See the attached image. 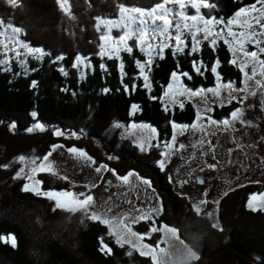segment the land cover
Listing matches in <instances>:
<instances>
[{"label":"trees","instance_id":"obj_1","mask_svg":"<svg viewBox=\"0 0 264 264\" xmlns=\"http://www.w3.org/2000/svg\"><path fill=\"white\" fill-rule=\"evenodd\" d=\"M159 2L69 0L71 18L57 0H21L16 8L0 0L4 29H20L16 39L23 46L46 53L29 55L26 66L18 59L11 60L8 67L0 65V166L8 165L0 167V237L14 235L17 241L13 247L0 239V264H151L149 258L134 251L132 256L126 255L129 246L120 247L106 226L85 218L82 212L53 211L55 205L42 195L22 191L23 181L13 178L20 169L18 158H43L56 144L86 151L96 163H107L121 177L132 172L153 184L163 183L168 198L164 197V214L154 220L155 225L178 229L180 238L200 257L191 264H264V210L247 208L250 196L262 189L259 185L241 186L224 197L218 212L220 228L216 229L199 219L185 198L173 193L157 167L159 154L139 153L120 131L130 125H147L168 136L173 123H194L196 111L190 103L173 111L163 105L174 72L192 77H182L189 88L207 89L216 87V73L211 71L215 67L223 83L231 81L236 88L244 87L242 72L231 63L233 55L221 39L214 46L201 43L196 53L191 52L189 40L179 53L166 49L152 61L148 88L137 66V61L143 63L147 58L135 42L130 44L133 51L122 55L123 71L115 58L102 57L105 44L101 36L106 35V28L98 30L101 18L117 22L121 5L148 10ZM208 2L216 7L201 10L206 18L227 22L256 0ZM187 12L195 14L190 8ZM77 59L91 63L87 70L91 72L83 79L74 69ZM193 61L200 62L202 75L195 72ZM236 105L238 100L221 106L224 108L213 105L208 116L219 120ZM55 129L64 135L57 136ZM38 179L45 191L66 188L65 184H53L44 174ZM152 224L149 221L133 229L148 233ZM101 240L112 249L111 254L101 251ZM158 240L160 234H154L146 243L155 245Z\"/></svg>","mask_w":264,"mask_h":264},{"label":"snow or ice","instance_id":"obj_2","mask_svg":"<svg viewBox=\"0 0 264 264\" xmlns=\"http://www.w3.org/2000/svg\"><path fill=\"white\" fill-rule=\"evenodd\" d=\"M6 3L13 8L19 7L21 0H6ZM58 6L61 10L71 18V4L69 0H57ZM168 5H173L169 7ZM259 5V7H258ZM214 3H209L208 0H160L159 3L154 5L148 10L141 9L139 7H133L129 9L121 5L119 7V13L121 14V22H111L104 21L102 18L97 24L98 30L103 26L107 29L108 32L112 28H122L124 29L123 35L118 38H110L107 35L101 36V40H114V46L102 45V56H107L109 59L113 57L118 58V53L120 51H125L131 53L133 47L129 46L127 41L129 39L135 38L141 52H144L147 55V60L143 63L137 61V66L139 69V75L143 77L144 86L146 88L150 87L149 83V73L151 71L153 57H160L166 48L174 49V54L179 53L187 47V39L190 37L192 46L191 52L196 53L198 51V45L202 41H209L213 46L216 44V38H222L226 44H229L230 47H234V58L231 63L236 64L244 77V87L236 88L234 82L223 83L221 81V76L217 72V69L213 67L211 71L216 73L217 86L210 87L207 89L199 88L192 90L187 85L182 82L181 77H187L191 80L192 77L186 73H172V83L168 85V90L164 93V96L168 98L166 110H168L169 105L178 104L181 108L184 107L185 101H191L193 99L197 100V103H203L207 105L208 94H211L212 97L216 98L220 106H224L226 103L231 104L234 100H237V97L233 95V92H242L246 93L244 97L240 98L239 102H242L247 98V95H256L257 91L264 89V59H261V56L264 55V0H256L255 3L250 6L239 9L234 18L229 19L227 22L223 18L217 19L215 17L206 18V14L201 12V9L215 8ZM188 8L194 9L195 14L189 15L187 12ZM123 21H127L124 23ZM4 22L0 20V35L5 36L8 39V42L5 43L0 41V65L7 66L11 62L9 57V52L15 57H20L21 53L16 51L11 44L15 41V37L20 33V29L9 26L6 30L3 27ZM135 25V27H132ZM217 25H224V27L219 28L218 31H213V28ZM237 30H233V29ZM201 37L197 39V37ZM246 45H251L255 50L248 51L245 47ZM28 54H39L41 56L45 55L42 49L28 48ZM218 63V61H217ZM87 67V65H84ZM103 67V65L101 66ZM193 67L197 74H203L201 72V65L199 61H193ZM251 68V71L246 69ZM121 70L123 71V64L120 65ZM260 76L261 79H256L257 76ZM248 81L254 82V87L249 88ZM222 93L224 95L222 96ZM184 98V99H179ZM156 99V97H153ZM211 107L198 108L197 116L198 119L193 124L189 125H177L173 123V128L178 129V134H183L186 131H191L194 133H201L202 135L198 138L199 145H204L205 143L211 145V141H206V136L208 134V127L205 126L202 121L207 118L208 125L216 126L222 128L225 131L230 129L234 130V124L236 121H239L241 124H244L245 121L243 117V109L236 108L229 114V117L224 118L223 120L217 121L212 119L211 116L206 117V113L212 112ZM35 116V113L32 114ZM15 127V125H13ZM36 128L43 130V126L40 124L35 125ZM33 129L29 128L28 131ZM151 135L148 139H156V129L151 128ZM57 136H63L62 131L57 130L55 133ZM176 134L171 138V142H164L163 145L155 144L152 145L147 141L139 144L141 150H145L146 144L148 147H161L163 146L166 149H172L176 147L175 139ZM72 135H75L73 133ZM63 145H52V151L57 148H63ZM180 149H183L185 146L183 144L178 146ZM68 153L73 154L76 159H86L92 164H95L96 161L87 154L86 151L78 149L73 146L67 149ZM52 152L41 157L30 158V163L33 165L29 169V172L22 176L25 169L21 168L13 177L14 179H26L27 181H33L34 174L38 172L51 171L53 169L52 162L49 161V157ZM165 158L168 155V152L161 153ZM113 157H109L112 159ZM21 162L25 160V157L21 156L18 158ZM41 161L37 164V161ZM7 168L8 165L0 166ZM159 167L164 169L165 159L159 161ZM210 168H215V164L209 165ZM102 169H107L112 171L115 174V170L108 169V166L105 164H100L95 168L97 173H100ZM133 176L132 172H129L127 175L119 176L116 174V179L123 181L124 184L130 183V177ZM65 180L68 179L67 176L63 177ZM202 182V181H201ZM43 182L40 180H35V184L39 185ZM111 183V182H109ZM142 184L148 187L151 186V182L147 179H142ZM139 187V185H137ZM22 191L28 192L32 191L36 195H43L49 200L55 201V206L53 211L57 209H62L67 212H82L85 218L92 221H100L103 224L107 225L110 229L108 232L109 236L115 237L116 243L120 247L129 245V251L126 253L128 256L133 255V251L138 252L141 257H148L151 260V264H169V261L177 259L178 257L175 253L180 252L181 249L184 250L185 255L182 257L186 264H191L192 261L199 260V255L189 247L186 242L180 238L178 229L175 227H170L167 225H161L157 227L155 225L152 213L157 215L160 212V208H152L148 211L144 209L137 208L134 205L133 200L128 199L124 202L132 205L128 212L123 213L120 217L102 218L101 215H98L95 211H90L96 204L94 196L91 194H86L84 192L74 193L69 190L61 191H43L39 192L35 187H29V184L26 183L22 187ZM127 193H119L118 195H126ZM83 197V199H81ZM153 198H155L153 194ZM259 201V203H256ZM206 203V201H201V204ZM251 210L258 211L264 210V194H252L247 205ZM107 212L111 211V208L106 209ZM196 211L199 213L201 208L196 207ZM153 220L152 226H150L149 232L140 234L133 230V225L138 224L142 221ZM213 227H218V225L213 224ZM222 230V229H221ZM160 232L163 234L164 239L161 240L156 245H150L144 243L143 241L146 238H151V234ZM0 239H3L0 237ZM6 243H10L13 247L16 246L17 241L14 235H9L5 240ZM102 248L101 251H105L108 254H111L112 249L108 247L107 244L103 243L101 240ZM166 245V246H161Z\"/></svg>","mask_w":264,"mask_h":264},{"label":"rangeland","instance_id":"obj_3","mask_svg":"<svg viewBox=\"0 0 264 264\" xmlns=\"http://www.w3.org/2000/svg\"><path fill=\"white\" fill-rule=\"evenodd\" d=\"M168 6L173 7V5H168ZM207 10H210V8H208ZM117 22H121V18ZM123 22L127 23V21H123ZM132 27H135V25H132ZM222 27H224V25H217L216 27L213 28V31L214 32L218 31L219 28ZM233 30L235 31L237 29L234 28ZM114 33H117L118 36H116ZM123 33H124V29L122 28H112L110 32H108L106 29V35L109 36L110 38H118L119 36L123 35ZM200 38L201 37L199 36L197 37V39ZM219 39H221L224 42V40L219 37L216 38V42ZM188 40L191 42L190 37L187 39V41ZM0 41L7 43L8 39L5 36L0 35ZM15 41H18L16 37H15ZM132 42H135L137 44L135 38L129 39L127 41L129 46ZM203 42H207L209 45H212L209 41H202L201 43ZM201 43L197 46L198 49L201 46ZM104 44L105 47L108 45L114 46V40L113 39L106 40L104 41ZM191 46H192V42H191ZM226 46L231 51L234 58L235 48L230 47L229 44H226ZM11 47H13L16 51H19L21 53L20 57H15L11 52H9V57L11 58V60L18 59L20 60L21 65L26 66V59L29 55H31L28 54L27 52L28 48L23 46L19 41L18 43L13 42L11 44ZM245 47L247 48L248 51L255 50L254 47L251 45H246ZM166 49H171L174 51V49L172 48H166ZM125 53L128 54L129 52L120 51L118 53V58L113 57L119 61V65L122 64L121 62L122 55ZM142 53L147 58V55L144 52ZM102 57L109 59L107 56H102ZM156 58L159 57H153V60ZM10 64L11 62L6 67L10 66ZM84 65H87V67H85ZM1 66L3 68L5 67L3 65ZM90 68H91V63L85 59H77L74 65V69L76 70L78 77L81 79L86 77L87 72H91V70L87 71ZM246 70L250 72L251 68L249 67ZM141 78L143 80V77ZM242 78L244 83V77ZM259 78L260 76L258 75L256 79ZM181 79L183 82L182 77ZM171 83H172V78L170 84ZM248 86L249 88H253L254 82L248 81ZM223 95L224 93H222V96ZM179 99H184V98H179ZM246 99L248 101L243 102L244 107H242V109H246L247 113H248L247 107L251 108L250 111L251 113L252 111H254L255 107L260 106L257 104V101L260 102L264 107V89L258 90L256 95L254 96L247 95ZM167 100L168 98L164 96L163 105L165 108L167 105ZM185 102L190 103L196 111V118L194 122H196V120L198 119L197 116L198 108H203L205 106L212 108L213 105H217L218 107H221L217 99L212 97L211 94H208L207 105L203 103H197L196 99ZM175 107H180V106L178 104H173V105H169L168 109L170 111H173ZM243 112L245 111L243 110ZM208 114L209 113H206V117L208 116ZM251 115H253L255 118V115H257L256 111H254V113H251ZM260 115H261L260 127L258 126L252 127V129L255 128L254 131L251 132L252 130L251 129L250 134L246 136L244 135L232 136L231 134L226 133L225 130H223L222 128L208 125L207 118H205L202 121V123L208 127V134L206 136V141H211V145L207 143H205L204 145H199L198 138L202 135L201 133L186 131L182 135L178 134V129H174L172 126L173 124L170 126L171 130L169 131L168 136H166L165 132L160 133L159 131H156L155 134L156 139L153 140L148 139L153 134L151 133V127L147 125H139V126L130 125V127H125L124 129L122 127L120 131L124 132V139L130 142L132 146L139 151V153L141 154L151 153L152 151H156L159 154L160 160L165 159L164 169H161L159 167V162L157 164V167L161 170L162 174L165 175L166 177L165 182L168 183L173 193L176 194L177 197L179 196L181 198H185L191 204L193 211L195 212V214L198 216L199 219L203 220L211 227H213V224L218 225V227H214L218 229L220 228L219 219H218L219 205L221 201L224 199V197L228 195V193L235 191L241 186L244 187L247 185L249 186L261 185L263 187L257 193V195L264 194V158L262 156V154H264V111L259 113L258 116L260 117ZM56 131L57 130L55 129L54 132L56 133ZM259 131L261 133H259ZM174 133H177L175 139L176 147L172 149H166L163 146L148 147L146 144L145 150L142 151L141 148L139 147V144L145 141H147L152 145L155 144L163 145L164 142H171V138L174 135ZM245 142H248L249 144L253 143L255 145H258V149L256 150L257 153H255L254 150L249 151L248 149H246V147H243L242 144ZM181 144L185 146L183 149H180L178 147ZM50 151L52 152V154L49 157V161L52 162L53 169L51 171L38 172L34 174L33 181L20 179L21 181H23V185L28 183L30 188L35 187L36 190L39 192L45 191L42 188V184L39 185L35 184V180H39L38 179L39 175L44 174L47 176V178L50 181H52L53 184H57L58 186H63L65 184L66 188L63 190H69L77 194L84 192L86 194L93 195L96 204L90 211H95L98 215H101L102 218L104 217L116 218V217H120L123 213L128 212L129 209L132 207V205H129L124 202L125 200L128 199L133 200L135 207L144 209L145 211H148L149 209L152 208H160L161 210L158 215L156 213H152L154 220L157 219L160 215L164 214L163 202L165 203V201L163 200L164 197L168 198V195H166V192L163 191L164 190L163 183L161 185H158L157 182L153 184L150 181L151 186L148 187L146 185H143L142 179L133 173V176L130 177V183L124 184L123 181L116 179V173L114 174L112 171H108L107 169H102L100 173H97L95 171V168L98 167L100 164H105L108 166V169H113L107 163L92 164L86 159H76L74 158L73 154L68 153L67 149L64 147L57 148L54 151H52L51 148ZM163 152H168L166 158L161 155V153ZM244 153H247V156H244ZM105 160L107 162L109 161L107 158ZM40 162L41 161L38 160L37 164H39ZM16 164L20 166V169L21 168L25 169L24 173L21 174L22 176L26 175L29 172V169L33 167V165H31L30 163L29 158H26L23 162L17 160ZM211 164H215L216 167L210 168L209 165ZM220 168L224 170L221 171ZM210 171L211 174L215 175L216 173V175L219 176L220 178H225L230 174L232 176H230L229 181L226 179H220L215 181L214 185L211 184L212 182L211 183L207 182L204 183L202 186H199L198 183L192 181L194 178L198 176L202 177L203 174H206L207 172ZM65 176L68 177L67 180L63 178ZM137 185H139V187H137ZM57 191H61V190H57ZM28 192L35 194L32 191H28ZM119 193H127V194L118 195ZM153 194L155 198H153ZM43 197L48 199L45 196ZM81 199H83V197H81ZM49 201L52 202L53 205H55V201L52 200ZM201 201H206V203L201 204ZM256 203H259V201H257ZM167 204L171 205L170 203ZM197 206L201 208V211L199 213L196 211ZM109 207L111 208V211L107 212L106 209ZM247 208L248 210L253 211L248 206ZM68 213H72V212H68ZM149 221H153V220L142 221L138 224L133 225V228L142 223H146ZM95 222H98L108 228L107 225L103 224L100 221H95ZM108 230L110 229L108 228ZM154 234H160V241L164 239L162 233L157 232ZM154 234H151L150 240L152 239V236ZM112 238L115 240V237ZM6 239L7 238H4L3 241L5 242ZM146 240L148 241L149 238H146L143 242L146 243ZM160 241L158 240L157 242H155V245ZM161 246H166V245H161ZM135 253L139 255L138 252ZM144 258H148V257H144Z\"/></svg>","mask_w":264,"mask_h":264},{"label":"flooded vegetation","instance_id":"obj_4","mask_svg":"<svg viewBox=\"0 0 264 264\" xmlns=\"http://www.w3.org/2000/svg\"><path fill=\"white\" fill-rule=\"evenodd\" d=\"M259 79H261V77ZM235 95H236L237 100H238V105L240 103L241 106L240 105L239 106L236 105L235 108L232 109V111L234 109H236V108H239V107L242 108V107H244V104L242 102H239V101H240V98L241 97H244L246 95V93L236 92ZM243 101L244 102H247L248 100L247 99H244ZM257 104L260 105V106H257V107L254 108V111H256V113H257V115H255V118H254L253 115H251V113H254V111H252L250 113L251 108L247 107L248 113L246 111L243 112V117H242V119L245 121V123L244 124H241L239 121H236L235 124H234V130L233 129H230V130L225 131V132L228 133V134H231L232 136H236V135H239V136H243L244 135V136H246V135L250 134V130L252 129V127H254V126L260 127V124H261V121H260L261 115H260V117L258 115H259V113H261V112L264 111V109H263L264 107L258 101H257ZM221 108H224V107H221ZM243 110H246V109H243ZM230 113L231 112H227L226 114H223V116H219V118H218L219 120H217L216 118L215 119L217 121L223 120L224 118L229 117V114ZM218 115H219V113L217 114V116ZM254 129L255 128H253L251 130V132H253ZM259 133H261V132L259 131ZM242 146L243 147H246V149H248L249 151L254 150L255 153H257L256 150L258 149V145H255L253 143H250L249 144L248 142H245V143L242 144ZM244 156H247V153H244ZM262 156L264 158V154H262ZM233 166H235V165H233ZM220 170L223 171L224 169L220 168ZM200 173H202V172H200ZM230 176H232V175L230 174V175L226 176L225 178H220L219 176L216 175V173H215V175L214 174H211V171H210V172H207L206 174H203L202 177L201 176H198V177L194 178L192 181L195 182V183H198L199 186H202L204 183H207V182L208 183L209 182L210 183L212 182L211 184L214 185L215 181L220 180V179H226V180L229 181ZM210 180H212V181H210ZM262 187L263 186L260 185V188H262Z\"/></svg>","mask_w":264,"mask_h":264},{"label":"clouds","instance_id":"obj_5","mask_svg":"<svg viewBox=\"0 0 264 264\" xmlns=\"http://www.w3.org/2000/svg\"><path fill=\"white\" fill-rule=\"evenodd\" d=\"M175 255L178 257L177 259H174L172 261H169V264H186V261L182 258L185 253L184 250L181 249L180 252L175 253Z\"/></svg>","mask_w":264,"mask_h":264}]
</instances>
